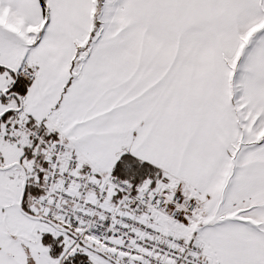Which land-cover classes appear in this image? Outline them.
Instances as JSON below:
<instances>
[{
  "label": "snow or ice",
  "instance_id": "1",
  "mask_svg": "<svg viewBox=\"0 0 264 264\" xmlns=\"http://www.w3.org/2000/svg\"><path fill=\"white\" fill-rule=\"evenodd\" d=\"M0 264H264V0H0Z\"/></svg>",
  "mask_w": 264,
  "mask_h": 264
}]
</instances>
